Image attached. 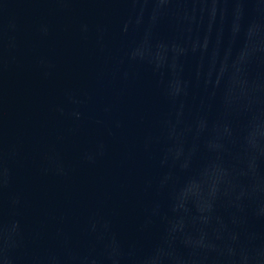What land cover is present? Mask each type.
Returning a JSON list of instances; mask_svg holds the SVG:
<instances>
[{"label": "water", "instance_id": "1", "mask_svg": "<svg viewBox=\"0 0 264 264\" xmlns=\"http://www.w3.org/2000/svg\"><path fill=\"white\" fill-rule=\"evenodd\" d=\"M0 264H264V73L141 0H0Z\"/></svg>", "mask_w": 264, "mask_h": 264}]
</instances>
